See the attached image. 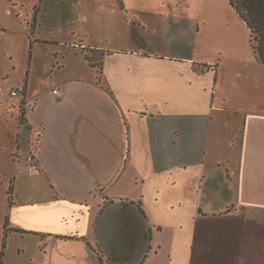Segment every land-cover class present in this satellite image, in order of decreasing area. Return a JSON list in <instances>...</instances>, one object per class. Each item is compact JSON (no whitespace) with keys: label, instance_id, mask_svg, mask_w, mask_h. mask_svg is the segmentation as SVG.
Returning a JSON list of instances; mask_svg holds the SVG:
<instances>
[{"label":"crops","instance_id":"0c3cea01","mask_svg":"<svg viewBox=\"0 0 264 264\" xmlns=\"http://www.w3.org/2000/svg\"><path fill=\"white\" fill-rule=\"evenodd\" d=\"M143 53L127 57L184 68L135 71L139 85L122 90L101 71L70 69L32 89L27 70L25 123L10 119L29 131V183L44 196L17 197L45 213L59 249L90 251L98 264H110L107 243L127 257L118 264H264V98L218 70L229 83L218 104L208 81L189 87L203 78L185 69L192 59ZM214 112L225 114L216 130Z\"/></svg>","mask_w":264,"mask_h":264},{"label":"rangeland","instance_id":"374dc122","mask_svg":"<svg viewBox=\"0 0 264 264\" xmlns=\"http://www.w3.org/2000/svg\"><path fill=\"white\" fill-rule=\"evenodd\" d=\"M74 43L78 50L73 49ZM134 51L192 59L185 69L203 74V78L197 77L189 87L199 88L208 81L218 104L229 86L217 83L214 74L218 70L235 77L240 73L241 85L264 98V68L254 61L248 30L228 0H0L1 264H98L90 251L59 249L43 231L45 213H30L23 198L17 197L32 192L40 198L44 191L29 183L34 175L28 174L24 161L29 131L24 128L21 134L15 123H25L28 109L23 99L10 101L8 92L20 88L27 70L32 89L50 84L70 69L83 77L101 71L102 83L111 85L112 80L122 90L124 85H139L130 79L135 71L184 68L167 60L160 65L143 62L142 66L138 57L132 64L127 55ZM84 55L101 65L100 69L83 63ZM222 115L213 113V130ZM102 251L110 264L127 260L109 243Z\"/></svg>","mask_w":264,"mask_h":264},{"label":"trees","instance_id":"16d2710c","mask_svg":"<svg viewBox=\"0 0 264 264\" xmlns=\"http://www.w3.org/2000/svg\"><path fill=\"white\" fill-rule=\"evenodd\" d=\"M228 3L249 30V45L255 60L264 65V0H228ZM84 60L91 67H101L85 55Z\"/></svg>","mask_w":264,"mask_h":264},{"label":"built area","instance_id":"2783aa9c","mask_svg":"<svg viewBox=\"0 0 264 264\" xmlns=\"http://www.w3.org/2000/svg\"><path fill=\"white\" fill-rule=\"evenodd\" d=\"M8 98L10 101H14L15 99H23V96L20 92V90L18 89H11L8 92ZM25 162L27 163V172L29 174L35 173L38 171V167L37 164L35 163V159L34 157L30 154L28 156H26L25 158Z\"/></svg>","mask_w":264,"mask_h":264}]
</instances>
